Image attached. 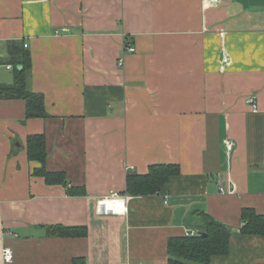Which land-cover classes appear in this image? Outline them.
<instances>
[{"label":"crops","instance_id":"obj_1","mask_svg":"<svg viewBox=\"0 0 264 264\" xmlns=\"http://www.w3.org/2000/svg\"><path fill=\"white\" fill-rule=\"evenodd\" d=\"M11 42L45 116L0 96V264H167L205 214L231 229L209 264H264V238L239 232L243 208L264 214V0H0V84ZM31 134L61 181L33 172ZM157 163L179 169L163 190L124 192Z\"/></svg>","mask_w":264,"mask_h":264},{"label":"trees","instance_id":"obj_2","mask_svg":"<svg viewBox=\"0 0 264 264\" xmlns=\"http://www.w3.org/2000/svg\"><path fill=\"white\" fill-rule=\"evenodd\" d=\"M11 62L14 64V81L12 84H0V96L4 98H21L25 101L26 117L45 116L43 96L28 88L27 72L30 67L29 56L14 42L10 43ZM21 67L19 68L18 65ZM27 156L40 163L33 172L44 177L48 183L63 179L60 171H48L44 167V138L42 134L27 137ZM179 173L176 164H153L144 174L129 173L126 177L125 193L129 195L155 194L164 189L169 180ZM49 234L84 236L86 227L49 226ZM239 232L260 235L264 238V214L256 213L251 208L241 210ZM231 229L225 224L205 214L200 230L193 235L170 237L167 242V264H209L214 255L225 254ZM72 264H85L83 257H75Z\"/></svg>","mask_w":264,"mask_h":264},{"label":"built area","instance_id":"obj_3","mask_svg":"<svg viewBox=\"0 0 264 264\" xmlns=\"http://www.w3.org/2000/svg\"><path fill=\"white\" fill-rule=\"evenodd\" d=\"M124 47H125L124 50L126 52H132L134 50V48L129 43H127V44L125 43ZM119 64H122V60L121 59L119 60ZM247 102L251 105V107L253 109L256 110L257 105H256V101H255V96H249L248 99H247ZM262 162L264 164V157H263ZM111 197L114 198V199H117V198H120V195H119L118 192L112 191L111 192ZM8 233L16 235L15 233H13L11 231H9ZM1 256H2L3 261L10 262L12 260V258H13V250H12V248L9 245L4 244L2 246V249H1Z\"/></svg>","mask_w":264,"mask_h":264}]
</instances>
